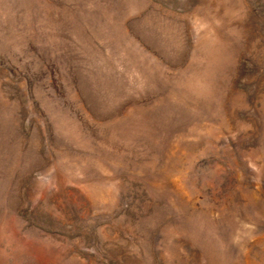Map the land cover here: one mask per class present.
Listing matches in <instances>:
<instances>
[{
	"label": "rangeland",
	"instance_id": "obj_1",
	"mask_svg": "<svg viewBox=\"0 0 264 264\" xmlns=\"http://www.w3.org/2000/svg\"><path fill=\"white\" fill-rule=\"evenodd\" d=\"M0 264H264V0H0Z\"/></svg>",
	"mask_w": 264,
	"mask_h": 264
}]
</instances>
